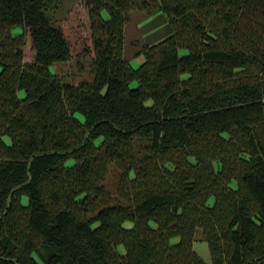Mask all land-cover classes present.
Masks as SVG:
<instances>
[{
	"label": "trees",
	"instance_id": "trees-1",
	"mask_svg": "<svg viewBox=\"0 0 264 264\" xmlns=\"http://www.w3.org/2000/svg\"><path fill=\"white\" fill-rule=\"evenodd\" d=\"M67 1L0 0V264H264V57L234 33L249 0ZM134 9L166 17L136 67ZM73 56L90 78L55 74Z\"/></svg>",
	"mask_w": 264,
	"mask_h": 264
},
{
	"label": "rangeland",
	"instance_id": "rangeland-1",
	"mask_svg": "<svg viewBox=\"0 0 264 264\" xmlns=\"http://www.w3.org/2000/svg\"><path fill=\"white\" fill-rule=\"evenodd\" d=\"M71 10L66 14L71 16L73 8L82 10L77 0L67 1L64 8ZM264 0H249L242 15L238 18L235 26V35L249 49L264 57ZM70 13V14H69ZM63 14V12H62ZM81 16H85L84 9ZM69 25L71 22L68 20ZM166 17L158 12H147L134 9L124 26V54L129 57L131 64L136 67L143 60V54L135 52L147 41L157 40L165 34ZM52 70L62 79L77 83L80 80L91 77V70L88 59L71 57L68 60L54 63ZM118 169L113 167L106 180L110 189L115 188ZM231 185H234L231 183ZM193 249L205 261L210 262V251L207 240L203 238L202 230L197 229L193 240ZM120 250L122 245H118Z\"/></svg>",
	"mask_w": 264,
	"mask_h": 264
}]
</instances>
